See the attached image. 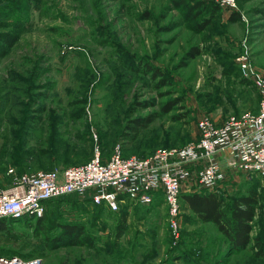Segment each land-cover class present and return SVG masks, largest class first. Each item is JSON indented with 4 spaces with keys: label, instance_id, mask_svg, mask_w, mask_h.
I'll use <instances>...</instances> for the list:
<instances>
[{
    "label": "rangeland",
    "instance_id": "obj_1",
    "mask_svg": "<svg viewBox=\"0 0 264 264\" xmlns=\"http://www.w3.org/2000/svg\"><path fill=\"white\" fill-rule=\"evenodd\" d=\"M242 58L264 73V0H236L231 11L210 0H0V185L11 183L9 168L19 176L78 165L97 147L104 157L116 147L146 156L196 138L203 115L220 123L256 112ZM228 176V199L258 192L252 236H261L264 180ZM180 213L175 243L160 197L130 205L117 236L119 214L69 195L47 203L40 227L7 222L0 252L43 264H264L250 249L230 254L213 224ZM64 225L81 227L83 241L71 242Z\"/></svg>",
    "mask_w": 264,
    "mask_h": 264
},
{
    "label": "built area",
    "instance_id": "obj_2",
    "mask_svg": "<svg viewBox=\"0 0 264 264\" xmlns=\"http://www.w3.org/2000/svg\"><path fill=\"white\" fill-rule=\"evenodd\" d=\"M226 10L236 0H212ZM243 75L259 95L256 112L233 115L218 123L208 115L197 120V137L181 147L160 148L146 156H124L116 147L108 157L95 148L88 161L17 176L0 185V219L38 218L46 202L69 195L83 196L117 212L130 203L148 205L160 197L168 210L174 243L179 239L182 192L217 190L229 174L239 171L264 180V73L239 59ZM0 264H43L41 257L0 253Z\"/></svg>",
    "mask_w": 264,
    "mask_h": 264
},
{
    "label": "trees",
    "instance_id": "obj_3",
    "mask_svg": "<svg viewBox=\"0 0 264 264\" xmlns=\"http://www.w3.org/2000/svg\"><path fill=\"white\" fill-rule=\"evenodd\" d=\"M181 1L182 0H178V2ZM210 3L219 10V6L212 0H210ZM144 68L145 71L152 72L154 77L159 75L156 68L146 66H144ZM151 120V118L137 119L135 124L131 126L132 131L128 133L129 140H135L141 130L145 129ZM50 201L52 200L47 201L46 205ZM259 204V194L256 189L252 187L246 188L243 194L232 196L229 199L225 196L224 187L217 190L182 192L180 197V210L191 212L192 218H194L196 222L213 224L217 230L223 234L227 243V248L232 252L230 254H238L245 249H250L254 251V256L256 258H264V234L255 237L252 236L255 219L260 206ZM130 205V203H127L123 205L119 211L114 212L120 216L118 219L117 236H120L123 232V226L127 220L126 213ZM44 219L45 217L43 214L38 218H25L20 219V221L29 222V224L34 222V226L40 227ZM185 219L188 220L189 218L185 216ZM11 221L17 220L0 219V230L5 229L4 232H6V224ZM62 228L64 233L70 234L72 237L71 242L80 243L83 241V239H80L82 233L81 227L64 225ZM40 231L42 232V230ZM7 255H17L24 258L35 257L17 253Z\"/></svg>",
    "mask_w": 264,
    "mask_h": 264
}]
</instances>
